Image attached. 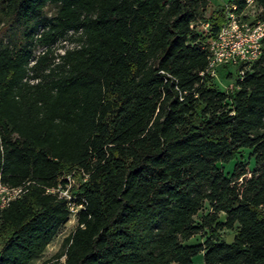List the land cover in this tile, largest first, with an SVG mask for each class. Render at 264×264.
Returning a JSON list of instances; mask_svg holds the SVG:
<instances>
[{
	"label": "trees",
	"instance_id": "16d2710c",
	"mask_svg": "<svg viewBox=\"0 0 264 264\" xmlns=\"http://www.w3.org/2000/svg\"><path fill=\"white\" fill-rule=\"evenodd\" d=\"M208 2L0 0L17 34L0 43V181L28 183L0 210V264L39 257L70 207L44 264H264V54L231 93L201 75L224 20L190 27ZM74 172L70 200L45 192Z\"/></svg>",
	"mask_w": 264,
	"mask_h": 264
},
{
	"label": "built area",
	"instance_id": "2783aa9c",
	"mask_svg": "<svg viewBox=\"0 0 264 264\" xmlns=\"http://www.w3.org/2000/svg\"><path fill=\"white\" fill-rule=\"evenodd\" d=\"M222 5L224 20L216 37H208L205 40L207 66L205 71L200 73L201 75L206 73L212 78L217 77L218 68L223 66L235 68L236 74L241 76L264 54V0L262 2L244 0L241 10L232 2ZM197 24L195 22L190 27L196 29ZM201 26L204 28V35L208 34V22H204ZM56 52L62 55L64 50L57 49ZM62 178L65 179L64 187L58 183L56 187L46 189L45 192L70 200L72 194L68 192L69 181L66 180L65 175ZM27 184L12 187L0 181V210L20 198L26 192ZM70 210L74 216L77 208L70 207Z\"/></svg>",
	"mask_w": 264,
	"mask_h": 264
},
{
	"label": "rangeland",
	"instance_id": "374dc122",
	"mask_svg": "<svg viewBox=\"0 0 264 264\" xmlns=\"http://www.w3.org/2000/svg\"><path fill=\"white\" fill-rule=\"evenodd\" d=\"M233 0H209L207 8L205 10V13L203 15L202 20L196 21L198 24L196 25V30L202 33L204 31V28L201 26V24H204L206 22V19H208L213 12L215 11L216 7L222 4H227ZM56 11V7L52 5H47L43 9V16L51 17L54 15ZM12 23L10 20L5 19L2 15H0V43L6 44L12 41H15L17 34H15V30L12 29ZM62 44V43H61ZM60 44H56L55 47H58ZM66 47H71L73 44L65 43L63 44ZM61 49V48H58ZM39 51H41L39 48L35 49V54H37ZM228 70L232 73V78L225 79L222 78L220 75L215 78V85L216 88L224 91L226 93H231L234 90L233 81L234 77L236 76V70L233 67H229ZM225 168L227 171L232 170V162L225 164ZM66 180L69 181L70 187H69V193L72 194V192L78 191L80 188V183L83 182L81 176L79 173L74 172L72 175L65 174ZM203 213V212H201ZM76 225L75 217L71 216L69 218V221L62 226L56 236L53 238V240L46 246L42 254L33 259L29 264H44L46 262H53L56 260L57 255L60 254V258H58L59 261L63 260V256L61 253L64 251V239L74 230ZM234 230L230 231H221L220 235L221 237L226 241L229 242L232 239ZM198 241V237H192L187 241V244H193ZM191 264H203V258L202 253L197 254L193 257Z\"/></svg>",
	"mask_w": 264,
	"mask_h": 264
}]
</instances>
